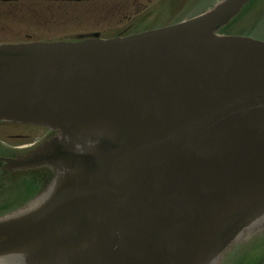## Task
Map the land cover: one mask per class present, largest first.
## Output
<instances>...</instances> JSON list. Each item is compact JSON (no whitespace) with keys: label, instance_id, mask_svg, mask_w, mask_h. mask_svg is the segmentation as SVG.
<instances>
[{"label":"water","instance_id":"1","mask_svg":"<svg viewBox=\"0 0 264 264\" xmlns=\"http://www.w3.org/2000/svg\"><path fill=\"white\" fill-rule=\"evenodd\" d=\"M249 1L123 39L0 46V121L59 132L5 160L56 177L0 219V259L211 264L264 213V43L214 34Z\"/></svg>","mask_w":264,"mask_h":264},{"label":"flooded vegetation","instance_id":"2","mask_svg":"<svg viewBox=\"0 0 264 264\" xmlns=\"http://www.w3.org/2000/svg\"><path fill=\"white\" fill-rule=\"evenodd\" d=\"M194 1L196 5L198 0ZM167 4L168 0H0V45L107 39L154 29L168 24L160 22L165 16L161 6ZM179 6L168 13L173 14ZM48 134L14 135L13 141L18 142L0 144V156L23 155ZM29 176L31 185L24 193L5 201L22 204L25 198L34 197L42 180L36 174Z\"/></svg>","mask_w":264,"mask_h":264},{"label":"rangeland","instance_id":"3","mask_svg":"<svg viewBox=\"0 0 264 264\" xmlns=\"http://www.w3.org/2000/svg\"><path fill=\"white\" fill-rule=\"evenodd\" d=\"M213 1H215V0H213ZM207 2H209V0L205 1V3H207ZM256 2H257V0L255 1V3ZM258 4H259V2H258ZM202 5H204V3ZM250 7H251V5L246 8L245 12H243V15L240 16V18L236 21V23L234 25L236 29L230 33L237 34V33H241V32L246 31V32L250 33V35H251L250 37L264 41V6L259 8V10H261L262 13L257 18V20H256V18H254V19L250 18L249 19V15L251 13L249 11ZM194 12H196L195 9H193V10L192 9H184L182 11L176 12L175 18L181 19L185 16L193 15ZM173 16H174V14L168 13V14H165V16H161V18H163L164 20H166V19L169 20ZM16 128L17 127H14V126L8 125V124L7 125H0V137H3L4 135H6V133H12V130H14V129H15V133H17L21 130V128H19V129H17V132H16ZM250 245H251V243H246V242L239 244V246L244 247V249H247L246 247H249ZM259 245H260V243H257L256 247L254 248V246H252L249 251H251L252 253H253V251L258 252L259 248L261 246V245L260 246ZM253 248H254V250H253ZM230 253H232V251ZM244 264H248V263L245 262Z\"/></svg>","mask_w":264,"mask_h":264},{"label":"bare ground","instance_id":"4","mask_svg":"<svg viewBox=\"0 0 264 264\" xmlns=\"http://www.w3.org/2000/svg\"><path fill=\"white\" fill-rule=\"evenodd\" d=\"M23 214H24V212H23V213H19V214H17L16 216L23 215Z\"/></svg>","mask_w":264,"mask_h":264}]
</instances>
